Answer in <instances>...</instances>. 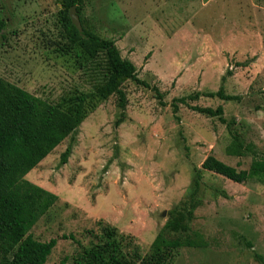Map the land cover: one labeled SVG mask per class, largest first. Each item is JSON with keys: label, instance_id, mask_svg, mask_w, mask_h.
Listing matches in <instances>:
<instances>
[{"label": "rangeland", "instance_id": "374dc122", "mask_svg": "<svg viewBox=\"0 0 264 264\" xmlns=\"http://www.w3.org/2000/svg\"><path fill=\"white\" fill-rule=\"evenodd\" d=\"M63 2L0 0V78L53 105L93 93L106 72L103 56L91 61L69 44ZM79 19L114 42L149 88L125 83L119 127L113 95L26 177L59 198L30 232L58 241L47 264H76L99 221L132 237L143 255L168 222L205 243L181 249L173 264H264V184L202 170L209 156L249 169L252 158L226 154L234 135L264 153V0H86ZM222 87L240 102L201 97L174 113L175 99ZM191 107H222L227 125ZM71 235L81 246L63 239Z\"/></svg>", "mask_w": 264, "mask_h": 264}, {"label": "trees", "instance_id": "16d2710c", "mask_svg": "<svg viewBox=\"0 0 264 264\" xmlns=\"http://www.w3.org/2000/svg\"><path fill=\"white\" fill-rule=\"evenodd\" d=\"M85 1L64 0L61 22L72 47L78 48L91 61L103 56L106 72L102 86L91 94L65 98L60 104L53 105L0 78V264H47L58 244L56 239L41 243L30 235L31 230L58 203L59 198L29 182L26 177L77 132L87 119L89 110L92 111L99 102L113 95L117 97L121 111L115 123L119 127L126 119L128 106L125 83L132 81L149 88L148 84L139 81L135 65L121 57L114 42L103 40L84 27L81 35L72 25L71 8L77 7L80 16ZM5 26V22L0 19V32ZM153 91L162 102L163 96L159 90L154 88ZM201 97L217 98L223 102L241 100L239 96L227 95L222 87L216 93H196L175 99L174 113L178 112L180 105L188 106L189 102H196ZM191 110L208 118H218L227 125L222 107L216 110L191 107ZM72 152L73 146L70 145L61 155V165L68 163ZM226 154L234 158H252L249 169L237 171L209 156L202 164V170L236 184H264V153L255 144L234 135L226 148ZM199 179L198 176L195 192L200 185ZM97 226L98 233H89L95 242L74 257L76 264H173L181 249L205 245L184 239L181 234L187 229H179L177 223L168 222L148 253L143 255L132 237L120 238L118 231L103 221H99ZM63 239H70L81 246L72 235L64 236Z\"/></svg>", "mask_w": 264, "mask_h": 264}, {"label": "water", "instance_id": "95a60500", "mask_svg": "<svg viewBox=\"0 0 264 264\" xmlns=\"http://www.w3.org/2000/svg\"><path fill=\"white\" fill-rule=\"evenodd\" d=\"M70 19H71L72 25L82 35L83 34V26L81 24L79 16L77 15V7L71 8V10H70Z\"/></svg>", "mask_w": 264, "mask_h": 264}]
</instances>
